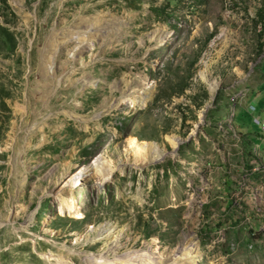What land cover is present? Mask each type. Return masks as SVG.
I'll return each instance as SVG.
<instances>
[{
    "label": "rangeland",
    "instance_id": "rangeland-1",
    "mask_svg": "<svg viewBox=\"0 0 264 264\" xmlns=\"http://www.w3.org/2000/svg\"><path fill=\"white\" fill-rule=\"evenodd\" d=\"M6 1L0 264H264L262 0Z\"/></svg>",
    "mask_w": 264,
    "mask_h": 264
},
{
    "label": "trees",
    "instance_id": "trees-1",
    "mask_svg": "<svg viewBox=\"0 0 264 264\" xmlns=\"http://www.w3.org/2000/svg\"><path fill=\"white\" fill-rule=\"evenodd\" d=\"M167 7H152L150 12L156 16L159 20L163 21V17L168 15L166 11ZM257 22L261 26V42L260 48L262 49L264 45V0L261 2V7L257 11ZM16 20L15 14L10 9L6 0H0V52L5 51L6 53H10L15 48V40L13 37V33L9 31L6 25L11 24ZM255 110V109H254ZM257 115V114H256ZM258 130V129H256Z\"/></svg>",
    "mask_w": 264,
    "mask_h": 264
},
{
    "label": "bare ground",
    "instance_id": "bare-ground-1",
    "mask_svg": "<svg viewBox=\"0 0 264 264\" xmlns=\"http://www.w3.org/2000/svg\"><path fill=\"white\" fill-rule=\"evenodd\" d=\"M167 142H168V145H170V147L173 149V152L176 151L178 145L181 143V140L177 137H167ZM128 147H129V152L130 153H133L134 155H144V153L146 152H149V151H152L153 148H155L153 151L154 152H151L150 154V158H149V162L150 163H156L158 161H160L164 155H162L159 150L155 147L154 144H148V143H144V142H139L137 141L135 138H130L128 140ZM95 172L96 173H99L100 177L102 180H108L110 178V175L111 173L113 172L112 171V167H110V165L106 162H100V161H97L95 162ZM61 200H63V196H61ZM67 204H65L64 207L66 208H69L68 211H70L71 209L70 208H75V200L73 198V195H71L68 200L66 201ZM114 247V246H113ZM140 254V253H139ZM136 254L134 257H141V254ZM135 258V259H136ZM140 260V264H143L145 262Z\"/></svg>",
    "mask_w": 264,
    "mask_h": 264
},
{
    "label": "crops",
    "instance_id": "crops-1",
    "mask_svg": "<svg viewBox=\"0 0 264 264\" xmlns=\"http://www.w3.org/2000/svg\"><path fill=\"white\" fill-rule=\"evenodd\" d=\"M258 124V123H257Z\"/></svg>",
    "mask_w": 264,
    "mask_h": 264
}]
</instances>
